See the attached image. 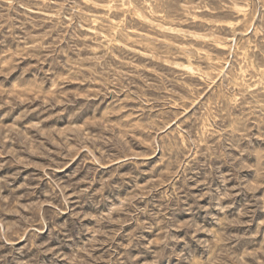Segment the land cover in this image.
Listing matches in <instances>:
<instances>
[{
  "label": "rangeland",
  "instance_id": "obj_1",
  "mask_svg": "<svg viewBox=\"0 0 264 264\" xmlns=\"http://www.w3.org/2000/svg\"><path fill=\"white\" fill-rule=\"evenodd\" d=\"M0 264H264V0H0Z\"/></svg>",
  "mask_w": 264,
  "mask_h": 264
},
{
  "label": "bare ground",
  "instance_id": "obj_2",
  "mask_svg": "<svg viewBox=\"0 0 264 264\" xmlns=\"http://www.w3.org/2000/svg\"><path fill=\"white\" fill-rule=\"evenodd\" d=\"M133 13V12H132Z\"/></svg>",
  "mask_w": 264,
  "mask_h": 264
}]
</instances>
